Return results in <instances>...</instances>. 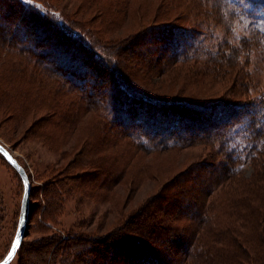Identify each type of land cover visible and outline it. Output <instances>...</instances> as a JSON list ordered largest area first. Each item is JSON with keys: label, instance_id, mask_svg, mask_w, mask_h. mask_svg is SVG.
Instances as JSON below:
<instances>
[{"label": "trees", "instance_id": "1", "mask_svg": "<svg viewBox=\"0 0 264 264\" xmlns=\"http://www.w3.org/2000/svg\"><path fill=\"white\" fill-rule=\"evenodd\" d=\"M205 1L220 15L218 21L233 17L224 12V2ZM224 1L237 15L252 23L255 37L263 35L264 0ZM59 9L51 0H0V46L19 58V66L7 67L24 78V82L12 85L24 87L28 81L38 88H52L43 96L50 110L56 111L55 118L49 119L51 124L73 128L88 113L95 115L91 126L94 129L97 126L99 141L84 140L81 152L85 154L81 157L85 158L77 164L84 169L83 173L87 172L85 175L92 174L87 175L85 183L113 190L114 184L127 179L129 159L148 150L201 144L209 149L141 204L130 210L116 204L114 224L104 234L94 235L92 230L83 228L85 219L80 218L66 228L64 238L47 236L46 239L58 243L52 251L36 253L38 264H264V94L248 98L246 91L243 96L230 87L222 95L216 90L209 97L190 99L180 93L151 91L141 80L147 75L187 67L192 72L185 75L186 80H208L211 86L222 82L233 84L235 78L227 79L219 69L223 64L232 66L235 53L215 60L217 52L201 50L202 42L193 31H174L167 25L154 29L157 31L154 35L165 43L164 48L154 38L142 37L141 28L130 35L118 33L104 40L99 29L83 27L91 24V20ZM97 10L100 13L94 21L103 19L101 7ZM14 27L25 38H37L32 42L42 47L38 55L53 56L57 65L52 69L63 76L62 81L57 79L58 85L52 75L57 72L47 66L49 60L42 66L33 60L28 45L21 44L20 48L12 45L9 37L23 43L12 35ZM178 40L180 44L185 41V49H178ZM49 42H53L50 50L44 48ZM169 46L172 52L165 59L156 56ZM22 49L29 54L22 53ZM192 59L195 61L190 63ZM198 67L199 70H193ZM101 68H107L110 80L100 83L99 88L94 84L98 80H93L103 75ZM136 74L142 77L137 78ZM36 75L46 81L39 83L34 79ZM1 79L11 81L5 75ZM102 86L110 87V91L104 94L98 90ZM35 95L37 98L38 94ZM107 99L113 120L105 119L103 105ZM119 121H126L130 129L144 126L153 130V136L147 130L145 134L140 130L128 131ZM114 146L119 147L118 156L98 154ZM56 185L57 190L47 196L51 206L63 202L59 187L65 188L67 184ZM22 245L23 241L18 251Z\"/></svg>", "mask_w": 264, "mask_h": 264}, {"label": "rangeland", "instance_id": "2", "mask_svg": "<svg viewBox=\"0 0 264 264\" xmlns=\"http://www.w3.org/2000/svg\"><path fill=\"white\" fill-rule=\"evenodd\" d=\"M51 1L60 6L59 11L61 12H71L79 19L91 20V24L83 25V27L99 29L101 33L99 35L104 40L115 37L118 33L123 36L130 35L141 28L140 35L142 37L146 35L150 39L154 38L156 44L163 45L164 48L165 43L160 37L154 35L157 32L154 29L155 26L161 28L167 25L174 31L180 29L193 31L202 42L201 50L207 48L208 52L213 54L217 52V55H214L215 60L221 61L222 58L235 53L232 59L233 65L223 64L219 69L227 79L235 78L233 84L222 82L211 86L208 80L196 82L186 80L184 77L185 75L190 76L192 68L186 70L187 67H184L172 70L167 74L147 75L145 79H141L151 91L168 95L180 93L181 96L190 99L193 96L209 97V93L212 94L216 90H219V94L222 95L230 87L233 91H240L239 93H242L243 96V92L246 91L248 98L264 94V33L257 36L258 38L255 37L252 23L237 15L234 8L224 0H220V3L224 2L225 4L224 12L226 15L232 14L234 18L227 16V21L221 19V22L218 21L220 15L210 8L205 0ZM100 7L103 11L104 21L103 19L94 21L96 15L100 13L97 10ZM15 28L11 30L12 35L15 40H20L23 43H17L12 37H9L13 41L12 45L18 48L22 47L21 44L28 45L32 49L30 52L33 60L40 62L42 66H45L49 60L47 62L49 70L57 72L52 74L53 79L55 82L58 78L62 81L63 76L60 75L59 70L52 69L55 67L54 65H57L56 60L52 59L53 56L46 53L38 55L42 51V47L33 43L37 41V38H25ZM52 43H45L44 48L50 50ZM177 45L178 49H183L185 41L180 44L178 40ZM6 52L7 47L0 46V76L5 75V77L11 78L8 83L0 80L2 82L0 84V142L4 143L17 156L31 181V218L27 223V234L22 240L21 249L17 250L9 264H26V261L28 264H38L39 254L36 255V253L39 250L52 251L58 243L46 239L47 236L55 234L64 238L67 235L66 228L80 218L85 219L83 228L92 230L94 235L104 234L114 224L116 210L113 209L124 206L130 210L141 204L160 191L175 173L185 168L190 162L199 160L209 149L201 144L180 149L148 150L150 152L143 153L144 155L135 154L133 158L129 159L126 163L127 179L122 183L114 184L113 190L85 183L86 178L92 174L85 175L87 172L83 173L84 169L78 168L77 164L85 158L81 157L85 154V152H81L84 140L88 139L90 143L99 141L96 132L97 126L95 129L94 125L91 126L95 115L88 113L79 122L80 124L73 128L51 124L49 119L55 118L56 111L50 110L48 103L43 100V96L46 97L52 88L50 86H39L38 88L28 81L24 87L12 85L17 81L24 82V78L18 74L14 75V71L8 69L7 65L19 66L20 63L16 53L7 52V54ZM169 52H172L171 46L156 56L165 59ZM22 53L29 54L23 49ZM194 61L192 59L189 62ZM199 62L202 63V60ZM93 63L96 65V62L93 61ZM195 69L199 70L200 68L193 70ZM101 71L104 72L103 75L93 80H98L94 84L99 88L100 83L110 80L107 68L105 70L101 68ZM110 75H112L111 72ZM136 75L137 78L142 77L140 74ZM34 79L39 83L44 80H41L38 75L34 76ZM240 84H244L245 87L241 88ZM76 85L80 86V84ZM99 88L98 90L103 91L104 94L110 91V87L108 89L107 86ZM23 92L27 93L23 94ZM192 93L195 95H191ZM35 94H38L37 98ZM136 103L138 102L136 101ZM103 106H105V119L113 120L114 115L108 99ZM119 122L128 131L140 130L144 133L147 130L144 126H134L133 129H130L126 121ZM93 129L94 131H92ZM147 133L149 136H153V130H147ZM155 138H158L157 135ZM104 139L108 140L107 137ZM118 152L119 147L114 146L103 151L100 150L98 154L103 153L109 156L116 154L118 156ZM106 158L109 159L108 156ZM57 183L67 184L65 188L59 187L62 189L63 202L51 206L47 196L52 194V190H57ZM24 189V181L20 173L0 152V261L10 250L15 237ZM59 193L61 194V192ZM116 204H118L117 207ZM49 259L50 257L47 258V262Z\"/></svg>", "mask_w": 264, "mask_h": 264}, {"label": "water", "instance_id": "3", "mask_svg": "<svg viewBox=\"0 0 264 264\" xmlns=\"http://www.w3.org/2000/svg\"><path fill=\"white\" fill-rule=\"evenodd\" d=\"M0 152L5 156L8 162L20 173L23 181H24V194L22 198L21 204V212H20V219L17 227V231L14 237L13 242L19 236L21 242L24 236L27 234L26 227L27 223L31 218V208H30V196H31V181L27 174L25 167L19 162L17 157L11 152V150L2 142H0ZM5 153L7 155H5ZM11 157V159H9ZM15 161V163H13ZM12 251L11 247L6 256L0 261V264H9L13 258L15 257L16 253H13L11 258H9V253Z\"/></svg>", "mask_w": 264, "mask_h": 264}, {"label": "snow or ice", "instance_id": "4", "mask_svg": "<svg viewBox=\"0 0 264 264\" xmlns=\"http://www.w3.org/2000/svg\"><path fill=\"white\" fill-rule=\"evenodd\" d=\"M5 155H7V154L5 153ZM9 159H11V157H9ZM13 163H15V161H13ZM20 246H21V240H20L19 236H17V238L15 239V241L11 245L12 251L9 253V258H11L13 253L17 252V250Z\"/></svg>", "mask_w": 264, "mask_h": 264}]
</instances>
